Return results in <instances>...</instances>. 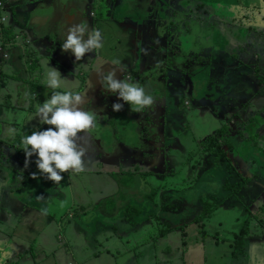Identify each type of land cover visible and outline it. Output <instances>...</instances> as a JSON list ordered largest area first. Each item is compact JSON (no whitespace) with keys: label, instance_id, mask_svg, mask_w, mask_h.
Listing matches in <instances>:
<instances>
[{"label":"rangeland","instance_id":"374dc122","mask_svg":"<svg viewBox=\"0 0 264 264\" xmlns=\"http://www.w3.org/2000/svg\"><path fill=\"white\" fill-rule=\"evenodd\" d=\"M52 3H57V0H48ZM90 3V0H86ZM159 1L161 4L168 0H152V2ZM206 2V1H205ZM204 4H200L196 10H194L196 13H199V15H202L203 12H205V9L203 10ZM192 8V7H190ZM189 10V7L188 9ZM34 12H30L27 15V18L25 19L26 22H29L33 18ZM141 16L147 15L151 17V14L149 9H143L142 13L138 12ZM0 16H5V13L0 9ZM22 14H20V17ZM22 18V17H21ZM139 18V17H138ZM140 19V18H139ZM9 20H6V23L8 25ZM225 27L226 24H223ZM88 26V29L91 31L92 27ZM180 28L185 29L183 27V23H180ZM162 26L157 30V33L161 31ZM225 32L228 33L227 28H224ZM68 31V30H67ZM189 31V30H187ZM232 31V29H231ZM14 32V37H16V31ZM156 32V31H154ZM192 33V32H191ZM232 36L228 33L229 43L227 44L226 51L222 52L219 50H213L210 55H212V59H215V63L212 67H208V70L205 73H209L210 71L214 73V75L218 78V86L215 87V91H212V96L214 98L216 97V101H210V96L204 93V90L201 89V82H198L195 78H192V73H195L193 71H186L185 76L187 81H185L182 77L180 80L175 81L172 77H170L169 73H166V75H161L157 68L153 67V64L150 66H143L145 74H149V71L152 72L149 80L146 84L153 85L155 83V86L147 91V88L142 85L145 88L146 93L152 95L155 98V104L159 107L160 111L164 114L163 123L161 126V133L164 134V138H166L167 141H169L167 144L164 143L163 146L159 147V152H162L163 154L158 156L159 161V168L160 170L158 173H156V170H154L155 175H149L146 177L147 183L149 186L145 188L144 190H140V188H137L136 184L140 183V178L142 176L137 177V179L131 175H128L126 177V184L127 188H123L121 192V197H117L114 205L112 204V201L110 202H103L101 203L102 206H94V191L100 189V187L97 185V176L96 173L88 174L84 172L80 173H62L63 174V180L61 181V186L59 187V190L63 195L56 192L55 195L58 196V200L60 201L59 206H56V203L51 202L45 203L42 201L43 208H49L50 211H54L56 215L55 222L56 224L60 221L62 223L61 227L67 228L68 226V219L72 221L73 216L76 219L81 212L86 213L89 218H97L99 220V217L105 216L107 219H113L117 226H120L119 221V215L121 213V210L118 208L120 206L121 208H128L130 210L131 203H137L140 208L142 206H145L148 204L149 211L153 214L152 219L150 221H147L146 223H139L138 221L131 224H126L127 226L130 225L131 230V237L133 238H143L140 236V231L144 225H149V233L152 234L153 231H155V237L154 239H150V246L151 247L154 243V246L157 249L156 255H158L161 258V252L159 251V248L162 245V242H165L167 237L169 236L170 240L173 241V239H176L177 236L173 237L174 231L178 234L179 241H183L181 238L183 236V231H188V228L196 229V227L202 226L206 229L207 223H211L210 227L217 230L215 234H221L223 232H228L234 229H241L239 233L236 236L237 242L239 243L240 238L245 236L246 233H256L257 235L264 236V230H260L264 226V222H262L260 219L256 221V223L248 216L245 215L243 212L246 211L248 208L253 211L257 212V209H254L252 204L260 203V198L256 197L253 198V196H256L257 192H253L249 195V198H252L249 200L250 204L246 201L247 192H248V186L245 185L243 179L244 176L247 175V171L245 172H239L237 171L243 170V166L245 164L240 163H246V165L249 167L250 171H255L258 168L263 169L264 174V141L262 143H259V135L255 133H249V139H242V140H236V145L238 149H241V151L246 155L248 154L247 158H240L236 163V160H232V158L236 159V155L233 153L235 151V146L232 148H229V158L228 163L225 162V160L221 159V163H223L221 166L219 165L220 162L215 161L214 155H209L206 153L204 155V159L208 160V165L200 161H194V166L191 165L192 168L194 167H202L203 169H206L208 166L209 169L215 170H225L221 175L222 183H217L211 181L209 191L206 192L205 195H202L198 198H195L194 200H200V203L197 207L195 203H189L191 200L190 194H193V191L195 189L200 188V184L204 181H202L204 178H201V176L198 175L195 177L193 176L191 179H188L185 175V165H183L185 162H187L189 150L192 148L193 153L189 155V157H192V160L189 162H192L194 159L197 158V156L200 154V152H197L196 149L201 148L200 141H206L207 137L215 138L216 136V128L219 127L220 129L226 128L228 125H230L231 128L234 130L237 129L242 122L241 120L245 121L252 117V110H254L257 114V117L261 119V116L259 113H264V81H262L259 78H256L254 76V66H244L243 62L251 56L253 58L257 57V55H260L264 57V49L262 50L261 54L259 53V45L258 41L260 37L257 38L256 42L252 44V46H249L250 43L247 42V48H245V51L242 52V56L237 54V57H239V61L232 62V51L236 45H238L237 36L239 34V40H243L245 38V35L249 32L246 30V26H240L234 28L233 32H231ZM162 35H164V32H161ZM186 35V33L183 34L181 38H183ZM191 36L189 33H187V37ZM152 37V41L157 43V45L160 47L164 43L161 40V42H158L155 37ZM160 36H156V38H159ZM161 38H163L161 36ZM51 38H49L47 41H50ZM55 43L54 46H52V49H49V54H44L37 56L36 58H33L36 62L34 65L28 64L25 58V66L23 69L24 74H17L16 78L12 80L10 84L7 85H14L13 87H16L17 81L20 78L27 79L30 74H38V71L41 70L40 76L41 80L46 84V78H47V72L48 67L58 69L61 76H65L68 74L72 77V73L75 70L77 72L78 70V63L79 61L75 60V57L70 52H63L61 50V46L64 43L61 37H59V34L55 32L54 39H52V43ZM245 42V43H246ZM182 43L176 44L177 50L182 52ZM183 45L193 47L190 42L183 41ZM37 46L36 44H32V47ZM149 46H152V49L155 48L153 44H150ZM261 46V45H260ZM41 48V51H44L46 48V44L44 42H40V45L38 46ZM51 48V47H49ZM253 53V55H252ZM2 56L6 57L7 54L5 52H2ZM246 57V59H245ZM73 59L75 61H73ZM236 59V58H235ZM234 59V60H235ZM71 62V66H69V62ZM243 60V61H242ZM41 61V62H40ZM194 62L196 60L194 59ZM83 62L80 63V68L84 73H80L79 75L84 76V78H80L77 73H75L74 78L76 81H78V84L75 86L74 80L71 79L72 83L70 84V87L67 86V83H65L64 87L60 89H51L48 86H45L43 88L42 93H45L44 95V101L49 99L51 95L53 94V91H60L61 89L65 90H71V91H78L81 88V84H79L82 80L86 81V77L88 75L87 70L89 69V61L88 63L83 64ZM195 65V64H194ZM198 65V64H196ZM143 68L141 69V72L143 71ZM247 68V69H246ZM241 70V71H239ZM156 71V72H155ZM178 72L185 71V68L182 66L177 70ZM246 71L244 76H241L240 72ZM209 73V75L211 74ZM87 74V75H86ZM190 74V75H189ZM194 75H199V72L197 70V73ZM190 77V78H188ZM32 79H35L33 77ZM257 79V80H256ZM164 82L162 85L163 94L165 96V102L163 98H160L157 96V92H159V87H161V82ZM233 82L235 83L233 88H223V84L228 85L229 83ZM20 83H23L22 80L19 81ZM207 82H204L205 85ZM237 83V84H236ZM47 85V84H46ZM200 85V86H199ZM75 86V87H74ZM220 86V87H219ZM68 87V89H67ZM164 88V89H163ZM11 89V88H10ZM8 89V92L10 91ZM29 91L33 92V89L30 86L28 87ZM11 94V92H10ZM31 95V94H30ZM42 95H39V98ZM206 96V97H205ZM12 98V95L9 96V98H5V101H1L0 98V120L3 118H6L8 115L7 106H10V113H11V106L15 109V103L16 100L13 98L12 105H9V100ZM42 100V99H40ZM43 100L41 101L43 104ZM122 101V100H120ZM186 101V103H185ZM13 110L14 113H18L17 110ZM33 108H27L20 110L17 114L19 117L15 118L13 122H18V125L26 126V129L23 130V136L25 135H31L33 131H44L47 130L49 127H54L45 124L42 127H39L36 123V117L35 112H30ZM12 112V115H16ZM152 114L151 109H145L143 112H134L131 110L130 105L125 103L123 110L119 112H112L111 115L113 118L111 119V115L107 117L104 116V120H99L97 118L96 127L94 129V133L91 135L87 134H81L78 140V143H80L83 147L87 149L86 157L91 160H96V162H99L101 160V155H107V150L113 152L111 153V156H117L119 154H114L117 152H121L122 158L123 155L126 154V150L129 151V148L135 147L138 143H141L142 138L146 137V134L148 133L147 130L144 131L141 129L144 117H150ZM237 114L238 116L232 117L230 122L228 121V125L225 124L227 121V118L231 115ZM13 119V118H12ZM112 122V123H111ZM233 124V127H232ZM234 125H236L234 128ZM252 126V125H251ZM244 130V132L248 131L249 127ZM112 130H115V134H110ZM253 131V130H251ZM261 133H264V129H259ZM242 132V129H241ZM227 134V131H226ZM22 134H19V138L16 139L17 142L15 144H9L4 145V162H6L7 166H11L13 169H17L18 172H21L25 175V180L22 182V189H19V194H23L25 196L31 195V190L34 191L35 189L41 188L42 185H44V181L42 179H37L38 181H35L31 177V172H28L27 169H29V165L33 163L34 160L37 159L35 154L28 158V164L25 166V153L23 151V145L21 142V146L19 149H15V145L18 144L20 141H22ZM101 135L104 138V144L101 145ZM21 139V140H19ZM116 139L118 143V147L113 151L114 147V140ZM120 141V142H118ZM197 143V145H196ZM259 144L262 146L260 147ZM221 145H224V143L221 142ZM13 148L14 150H5L7 148ZM225 147V146H224ZM134 149V148H133ZM182 152V154H181ZM248 152V153H247ZM13 154V158H9V155ZM120 154V155H121ZM186 154V155H185ZM250 157V158H249ZM164 159H169L168 165L164 164ZM228 165L229 167H235L234 170H230L229 168H225L224 166ZM260 167H259V166ZM5 166L4 170L2 167H0V170L3 174V184H1L0 188V194L2 195L0 198V206L2 207V212H9L10 215L14 213L13 208L16 206V199L14 196L17 194H13L12 191L7 192V189H5V181L8 179V169L9 167ZM216 168V169H214ZM227 170V171H226ZM37 176L39 174V170L36 167ZM16 173L14 175H16ZM234 173V175H233ZM98 179H102L104 177L105 179H110V172H108V175L106 172L98 173ZM115 174L113 173V176ZM217 175V174H216ZM230 175V176H226ZM28 176V178H27ZM42 176V175H40ZM144 176V175H143ZM205 176V175H202ZM219 177V175H217ZM220 178V177H219ZM44 180L50 181L47 178H43ZM132 179V180H131ZM40 180V181H39ZM103 180V179H102ZM98 180V181H102ZM228 180L230 183H227L225 185V181ZM202 181V182H201ZM206 181V180H205ZM106 182L105 180L103 181ZM246 182V181H245ZM69 183V184H68ZM74 183V185L72 184ZM34 184L36 186H34ZM68 184V185H67ZM77 184H81V186H78ZM98 186V187H97ZM237 186L240 188L238 191V194L232 195V191L238 190ZM136 188L137 192L131 193V189ZM155 188V189H154ZM15 189V188H13ZM84 189V191H83ZM16 190V189H15ZM152 190H155V193L152 192ZM225 191V192H224ZM66 192V193H65ZM67 192H71V194H68ZM230 193L231 196H229L230 199L227 201V199L221 201L223 198V194ZM97 194V193H96ZM95 194V195H96ZM241 194L242 197H241ZM253 195V196H251ZM118 196V194H117ZM221 197L219 200L218 197ZM240 198H235V197ZM13 198V199H12ZM129 198V203L124 204L125 200ZM232 199L237 201L236 204H233ZM241 199V200H240ZM240 200V201H239ZM56 201V202H59ZM239 201V202H238ZM65 202V206L64 203ZM247 203V204H246ZM118 204V206H116ZM186 204V207L184 205ZM246 204V206H245ZM62 205V208L60 209ZM129 205V206H127ZM0 207V208H1ZM7 210V211H6ZM60 212V213H59ZM129 212V211H128ZM175 212H178L180 214L178 219L181 220V222L178 224H183L184 227H177L174 217L162 221L163 218H165L167 215H173ZM186 212V213H185ZM84 214V215H86ZM239 215V222L237 226H234V223L231 219L232 215ZM241 214H244L245 216H248L242 220ZM254 216V215H253ZM188 218L186 222V218ZM217 217L220 218L221 222L216 223L215 220ZM88 218V219H89ZM9 219V215L5 213L0 219V226L2 228L5 227L4 232L11 234V232H7L6 229H10L11 226L15 221L16 218H14V222H11L10 226H5V223ZM11 219V218H10ZM13 219V215H12ZM87 219V220H88ZM189 220H195V223L190 226V223L188 224ZM90 221V220H89ZM92 224L89 225L90 227L96 226V225H102L103 222H96L92 220ZM70 222V221H69ZM163 222V223H162ZM215 222V223H214ZM162 223L163 225L168 228V230L174 229L172 232L168 231L167 233H162L164 226L161 227V232H158L156 229L157 224ZM214 225H213V224ZM115 224V225H116ZM152 224V226H151ZM71 228L73 229H79V232H77V241H80L83 243L84 248L93 250L99 248V244L95 241H99L98 239L101 238V235L97 236L96 239H94V236L96 233L93 234V236H84L86 233H81L80 226H76L74 222H70L69 224ZM204 225V226H203ZM206 225V226H205ZM263 225V226H261ZM58 226V225H57ZM125 226L124 223H122V227ZM59 227V226H58ZM103 227V225H102ZM153 227V229H152ZM195 227V228H193ZM15 229V228H14ZM13 229V230H14ZM47 230L53 229V225L49 224V226L46 228ZM107 228H103V231L105 232ZM124 229V228H123ZM129 229V228H127ZM178 229H181L180 231ZM243 229V230H242ZM60 230V227H59ZM213 230V229H212ZM13 232V231H12ZM171 232L170 234H168ZM83 234V235H82ZM144 234V233H143ZM142 234V235H143ZM159 234V235H158ZM205 236V235H204ZM103 237V236H102ZM115 237V236H114ZM161 239H158V238ZM116 238V237H115ZM80 239V240H79ZM132 242V241H131ZM159 244V245H158ZM182 244V242L180 243ZM195 244V243H194ZM49 246V244H47ZM119 245V244H118ZM121 246V245H119ZM144 246H147V243H144ZM176 244H172L170 246V258L176 260L177 249L175 248ZM139 246L138 248L140 249ZM244 248V246H243ZM180 249H183V247L180 245ZM154 250V249H153ZM155 251V250H154ZM188 252H186L187 254ZM176 254V255H175ZM3 255H0V258H2ZM161 261L158 259V262ZM4 262V261H3ZM69 264H73L72 262Z\"/></svg>","mask_w":264,"mask_h":264},{"label":"crops","instance_id":"0c3cea01","mask_svg":"<svg viewBox=\"0 0 264 264\" xmlns=\"http://www.w3.org/2000/svg\"><path fill=\"white\" fill-rule=\"evenodd\" d=\"M2 2L3 5L0 9L5 13L7 19L10 20L8 25L5 24L4 30H9L13 35L7 37L5 36L7 33H5L0 39V47L2 48L0 51V82L3 79H7L8 84L16 78L17 74H24L23 69L26 63L25 58L28 64H35L34 62L36 61L33 58L49 54V49H52L51 42L52 39H54L55 32H57L59 37H61L64 41L66 39L68 28L81 22L86 23V14L90 12L86 8L84 0H60L59 2L57 0V3L52 4L48 0H2ZM86 10L88 11L84 13ZM142 10L143 8H140L138 9V12L142 13ZM30 12H34L33 18L29 22H26L25 19ZM20 14H22V18L20 17ZM154 14L155 12L153 11L152 15ZM89 16L90 14H88V17ZM93 29H99L102 32L104 47L98 53H86L84 58L81 59L82 62L88 60L90 65L87 70L88 75L86 74V81L81 83V88L77 91V93H80L83 96V103L80 107L85 111L93 110L91 105H89L91 95L94 91H97L98 89L100 90L103 87L99 82L98 73L102 72L106 74L108 71L112 70V68H117L118 70L115 78L122 79L124 68L131 64L134 65L133 62L139 64L141 60L143 62L141 66L149 65L150 60L154 58L152 52H155V48L152 49V46H149L152 44V40H139V46V43H136L138 40H135L138 39L136 37V31L130 28L128 29V32H125L112 20H104L101 17H95ZM13 31L17 32V38L14 37ZM49 32H53L52 36H50ZM151 34L158 42H161V34L159 35V38H156V35L152 32ZM49 38H51V40L47 41ZM40 42H44L46 44L44 51H41V48L38 47ZM32 44H36L37 46L32 47ZM2 52H5L7 56H2ZM113 60H119L121 65H112L111 61ZM73 61L75 60L73 59ZM71 62L72 60H70L69 66H71ZM121 67L123 69L122 71L119 70ZM38 73L39 75L30 74L26 80L22 78L18 79V85L16 87H13L14 85H9L7 89H4V87L0 89L1 101H5L4 97L9 98L10 95H12V98L9 100V105H12L13 98L16 100L14 106L15 109L11 106L10 113V106H7L8 115L6 118L0 120V140L4 143V145L15 144L17 142L16 139L20 137L19 134H22V139L24 137L23 130L26 129V126L18 125V122H13L15 121L14 117H19L17 115L19 113V109L23 110L33 108L32 110L29 109V111L35 112L34 116L36 117L35 119L37 125L39 127L45 125L40 123L39 117H37V111L42 103L41 101H44L45 93L34 89L33 92H31L28 89L30 83L31 85L32 83L33 85H46L43 80H41V70L38 71ZM75 73L76 71L74 70L72 77L68 74L61 76L62 78H66L68 80L66 81L67 86L70 87V84L72 83L71 79L74 80L75 86L78 84V81L74 78ZM33 77H35V79H32ZM20 80H22L23 83H20ZM0 85L2 86V83H0ZM8 89H10L9 92ZM60 91H65V89L63 88ZM39 95L42 96L39 98ZM12 108L17 110L18 113H14ZM12 112L16 115H12ZM101 137L103 138V136ZM21 142L22 141L15 145V149L20 148ZM201 143L202 140L200 141V144ZM117 147L118 144L115 145V149ZM196 151H199V148H197ZM120 153L121 152L114 153L119 154L120 157L118 156V160L120 162H116L115 160L112 162L109 155H101V160L99 162L87 158L86 155L84 157V170L82 172H86L88 174L96 173V183L100 187V189L94 191V206L99 207L102 206L101 203H107L109 201H112V204L114 205L115 203L113 202H115L116 198L121 197L123 188H127L126 177L128 175H131V177L134 176L136 179L137 177L142 176L140 178V183L136 184L137 188H140V190H144L147 186H149L146 177L150 174L146 173L143 176V173L141 172L143 168L131 166V164L127 162V157L122 158V154L120 155ZM191 153H193L192 148L189 150V154L187 155V162L183 164L185 165L184 173L186 177L191 179L193 176L196 177L199 173L201 178H204L202 180L204 182L201 181L202 183L200 184V188L195 189L193 194H190L191 200L189 203L194 202L197 207L202 202L194 199L205 195L206 192L209 191L211 181L221 184L223 179H221L222 174L219 173H223L225 171L222 169L219 171L216 168H214L216 169L215 172L212 168H192L189 163L194 166L193 163L195 160L197 162H202L207 151L204 152V149L202 148V152L197 156V158L192 162H189L192 160V157H189ZM28 167V172L37 173L35 160ZM245 170L246 169L244 168L242 172ZM14 171L16 173L18 170L9 166L7 171L9 177L5 181L6 184H9V186L6 185L5 187L7 192L11 193L10 190H13L12 193L17 194L14 196L16 198L14 199L16 201V206L12 207L14 211L12 214L13 219L12 215H10L7 210V212H1L4 215L5 213L9 215V219L5 223V226H10V224H12L11 222H14V218H16V221L12 224L14 226H11L10 229H6L7 232H11V234L5 233V227L2 228V226H0V255H3L4 259L7 258L14 264H69L71 262L73 264H264V236L257 235V232L251 234L249 232L246 233L245 236L241 237L238 243L236 236L241 229H234L221 234H215L217 230L215 227H210L211 223H207V226L205 225L206 229L198 225L195 230L190 227L188 228V231H183L184 234L181 237L183 239V241H181L182 244H180L181 242L178 240V234L174 231L175 228L171 229L172 232L174 231L172 236H177V238L172 241L168 236L165 242H162V245L159 248V251L161 252L160 258L156 255L157 249L154 246V243L151 247H149V240L155 238L153 236L155 231H153L152 234L149 233V225H144L140 231V236L143 238L131 237L130 225H126L137 221L139 223H146L147 221H150L153 214L149 211L148 204L140 208L137 203H131L129 204L131 205L130 210L128 208H121L118 204H116V206H118L121 210L119 215L120 226H117L113 219H107L105 216L99 217L98 220L95 217L89 218L86 213H84L86 214L84 215L83 212H81L76 219L74 216L72 221L68 219L67 228L61 227L62 223L60 221L57 224L55 222L54 217H56L55 214L57 213L50 211L49 208H46L47 206L44 208L41 206L42 201L50 204L51 202H54L56 203V206H59V198L55 195L56 192L63 195V193L60 192L59 187H57L52 181L44 180L43 178H46L45 176L38 175L37 179H42L44 181V185L34 191L31 190V195H29V197L19 194L21 193L19 192V189H22L21 184L25 180V175L21 172L14 175ZM10 172L13 176L12 178L15 179L13 181H10L9 179ZM102 172H106L107 175L108 172H110V179L107 180L104 177H102L103 180L98 179L97 174ZM113 173L115 174L114 176ZM216 174L219 175L220 178ZM61 175L63 176V174ZM0 179H3L2 173L0 175ZM37 179L34 180L38 181ZM98 180L102 181L100 182ZM104 180L106 181L105 183L103 182ZM72 184L74 185V183ZM257 184H260V189H264V182H257ZM77 185L81 186V184ZM34 186L36 185L34 184ZM13 188L17 189V191ZM135 192H137L136 188L131 189V193ZM152 192L155 193V190H152ZM67 193L71 194V192ZM38 196L40 197L39 199L37 198ZM223 197L225 198L221 201L229 198V193L223 194ZM250 199L252 198H249L247 195L246 201L249 204ZM63 203V206H65V202ZM126 203H129V198L125 200L124 204ZM251 206H253L254 209H257L255 215L253 216L252 214H248L247 210L246 212L244 211V214L250 216L255 223L258 219L264 222V200H261L260 198V203L252 204ZM184 207H186V204ZM61 208L62 205L60 209ZM178 214L180 213L175 212L173 215H167L162 219V221L174 217L177 226L181 222V220L178 219ZM244 214H241L242 220L248 217ZM2 216L0 215V219ZM188 218L190 217L186 218V222ZM239 218L238 214L232 215L231 219L234 226L238 225ZM92 220L99 223L103 222V227L99 224L90 227L89 225L92 224ZM211 220H215L216 223L221 222L219 217ZM69 221L71 223L74 222L78 227L80 226V231H82L80 234L86 233L84 236H93V234L96 233L94 236V239H96L97 236L101 235V238L98 239L99 241H95L99 244V248L91 250L87 247V249H85L83 243L77 241V232H79V229H70L71 226L69 225ZM122 223H124L125 226L122 227ZM162 223H159L156 226L158 232L162 231V226H164L162 233L165 234L168 231H171L168 230L165 224L163 225ZM189 223L191 226L195 223V220H189L188 224ZM49 224L53 225V229H46ZM57 225L60 227V230ZM177 227H184V225L180 224ZM103 228H107L105 232L103 231ZM178 230L180 231L181 229ZM260 230H264V226L258 231ZM170 233L171 232L168 234ZM158 239L161 238L159 237ZM145 242L147 243V246H144ZM173 243L176 244L175 248L177 249L175 252L177 253L176 260L170 258V246ZM47 244H49V246ZM180 245L183 249H180ZM139 246L142 247L139 249ZM186 252L188 253L186 254ZM158 259L161 261L158 262Z\"/></svg>","mask_w":264,"mask_h":264},{"label":"flooded vegetation","instance_id":"af4514ba","mask_svg":"<svg viewBox=\"0 0 264 264\" xmlns=\"http://www.w3.org/2000/svg\"><path fill=\"white\" fill-rule=\"evenodd\" d=\"M85 1V6L86 8L90 11L88 12V14H90V16L88 17L87 15V20H86V24H88L89 26L92 27L93 29V22H94V18L95 17H101L104 20H112L114 23H116V25L120 26L121 29H123L125 32H128V29H133L134 31H136L138 29V26L133 22L137 16L138 13V9L143 8V9H149L150 12L155 11V9L159 8V1H156L155 4L154 2H152V0H90V3ZM203 1H207L209 4L212 3L214 4L215 7L219 6L218 8L219 10H221L220 13L225 14L227 18L226 21L222 22V17L214 18V24H216L219 28H224L223 24H226L227 26L225 28H227L228 33L231 35L234 30V28L236 27H240V26H246V30L249 32L248 34L245 35V38L243 40H239V34L238 35H234L237 36V41H238V45H236L232 51L233 57L232 62L235 63L234 61H239V57H237V54L239 52V54L242 56V52L245 51V48H247V42L250 43L249 46H252V44L254 42H256L257 38L260 37L258 44L259 45V53L261 54L262 50L264 49V0H203ZM222 3V5H221ZM212 4H210L212 6ZM90 7V8H89ZM99 9V13H97ZM88 10L84 11V13H86ZM95 11V15H94V11ZM211 10H213V8H211ZM11 16V15H10ZM140 16V14H139ZM154 15L151 14L150 16L147 15H142V23H140L141 26H145L146 28H148L149 32H152L154 35H156L157 33L154 32V27L155 25L157 26H162V20H158L155 21L153 18ZM7 16H0V39L2 38L3 34H4V28H5V23ZM183 23H184V27L185 30H189V21L187 18H183ZM10 21V20H9ZM169 21V20H168ZM167 21V22H168ZM232 29V31H231ZM165 29H161V31H164ZM232 36V35H231ZM137 37V34H136ZM162 41L167 42V39L165 38V36H162ZM230 39V37H229ZM138 40V39H135ZM247 40V42H246ZM246 42V43H245ZM136 43H139L140 46V41L138 40V42L136 41ZM191 47H187L186 45L182 46V52H180L183 56L189 58V59H195V65L193 66V72H195L194 74L197 73V70L199 72V75H195L196 80L198 82H201V89L204 90V93L210 96V101H216V97L214 98V96H212V91H215V87L218 86V78L214 75V73H212L209 75V73H205L208 70V67H212L213 64L215 63V59H212V55H210L212 52H207L206 54L201 53L200 56H195L194 52L191 50ZM1 51V50H0ZM237 53V54H236ZM202 55H206V56H202ZM253 55V53H252ZM236 58V59H235ZM235 59V60H234ZM246 59V57H245ZM243 61V60H242ZM80 63L82 62L81 60L79 61ZM80 63H78V70H77V75L80 78H84V76L79 75L80 73H84V71H82V69L80 68ZM88 63V60L84 61L83 64ZM142 60L139 62V64H136V62H133L134 65H129L126 68H124L123 70V78L122 79H127L128 77H131V82L133 83H139L141 86L144 85L147 88V91L152 89L155 86V83L153 85H149L146 84L149 80V77L151 74H145V70L143 68L142 65ZM89 64V63H88ZM152 64V62L150 61L149 65L146 66H150ZM198 64V65H196ZM244 66L246 67V65L248 66H254L255 70H254V76H256V78L258 77L259 79H261L262 81H264V57L263 55H257V57L253 58L251 56H249V58H247V60L245 62H243ZM143 68V71L141 72V69ZM247 69V68H246ZM241 71V70H239ZM246 71H242L240 72L241 76H244ZM23 79V78H22ZM26 80V79H24ZM257 80V79H256ZM12 82V81H11ZM204 82H207L205 85L203 84ZM0 83H2V86L0 85V89H2V87H4V89H7V84H8V80L7 79H3ZM83 83L82 80L79 84ZM163 81L161 82V87H159V92H157V96L160 98L164 99L165 102V96L163 94V90H162V85H163ZM237 84V83H236ZM235 85V83L233 84V82L231 81V83H229L228 85L223 84V88H233ZM220 87V86H219ZM164 89V88H163ZM102 96V98H101ZM205 96V97H206ZM114 103H122L125 104L123 101H120L117 98L116 94H112L107 92L103 87L97 91H94L91 95V101L90 104L91 108L97 112L98 116L97 118L100 120H104V116L106 115L107 117H109L111 115L112 112H115L112 110V105ZM186 103V101H185ZM151 112L152 114L150 115V117H144V121L142 124L141 129L146 131L147 130V134L145 138H142L141 143H138L135 147H131L129 148V151L126 150V154L127 155H123V158L127 157V162L129 164H131V166H136L138 168H143V170H141V172L143 173V175L147 174H154V170H156V173H158V171L160 170L159 168V161H158V156L163 154L162 152H159V147L163 146L164 143H162V141L164 140V142L167 144L169 141L166 140V138H164V134L162 135L161 133V126L163 123V119H164V114L160 111L159 107L154 104L151 108ZM234 116H238L237 114L235 115H231L230 117L227 118L226 121L229 120V122L231 121L230 119ZM255 121V125L251 124V118L247 119L246 122H249L252 126H254V130L256 129L258 133H261L259 131V129H264V113H261V119H259L257 117V114L254 113L253 116ZM111 119L113 118V116L111 115L110 117ZM112 123V122H111ZM228 125V123H227ZM261 125V126H260ZM236 125H234V128ZM233 127V124H232ZM236 130V129H235ZM235 130L233 128L230 127V125H228L227 130L226 128H222L220 129L219 127L216 128V136L215 138H213V136L211 137L213 139V141L215 142V144L222 142L224 143V145H221L219 150H225L226 153H223L222 156H220V153H211V152H207L209 155H214L215 161L220 162V166L223 164L221 163V159L225 160L226 163H228V158H229V147L226 145V143H228L229 141H227L228 139H234L235 136ZM227 131V134H226ZM115 130H112V132H110V134H115ZM102 136V135H101ZM210 138V137H207ZM114 140V147H113V151L115 150V145L118 144L116 139ZM264 141V137L260 138L259 143H262ZM120 142V141H118ZM203 143L204 141H202V145L201 148H199V151L197 152H202V148L203 147ZM104 144V138L101 137V145L103 146ZM163 144V145H162ZM4 143L0 140V167H2V169L4 170L5 166H7L6 162H4ZM225 146V147H224ZM237 146V145H236ZM134 148V149H133ZM198 148V147H197ZM264 148V147H263ZM5 150H9V152H11V150H14L13 148H7ZM205 152V150H204ZM113 153L109 150H107V156L109 155V157L112 159V162L115 160L116 162H120L118 159V156H111L110 154ZM121 154V153H120ZM122 156V155H121ZM14 155L10 154L9 158H13ZM120 157V156H119ZM15 158V157H14ZM168 161L169 159H164V164L168 165ZM203 163H205L206 165H208L207 162H209L208 160H202ZM9 167V166H7ZM225 168H229L230 170H234L235 167H229L228 165L224 166ZM208 168V166L206 167ZM154 169V170H153ZM225 171V170H224ZM227 171V170H226ZM245 171H247V175L244 176V183L246 186H248V192L247 195L249 196L251 193L253 192H257L256 196H253V198L259 197L261 198V200H264V189H260V184L258 183H262L264 182V178H262L261 176H259V174L257 173V170L255 171H250L248 169H246ZM243 171V172H245ZM1 172V170H0ZM241 173V171H237L236 173ZM15 174V171H14ZM1 175V173H0ZM234 175V173H233ZM226 176H230V175H226ZM13 176L11 175L10 172V181L15 180L14 178H12ZM3 180V179H2ZM2 180L0 179L1 183H0V188H1V184H3ZM257 180V181H256ZM246 181V182H245ZM227 183H230V181L226 180L225 181V185ZM4 187H6V185L9 186V184H6V182L4 183ZM238 190H234L232 191V195L234 194H238L239 191V187L237 186ZM17 191V189H16ZM243 194H241L242 197ZM1 194H0V198H1ZM229 196H231V194L229 193ZM219 200H221L219 196H217ZM235 198H240V197H235ZM230 199H228L229 201ZM241 200V199H240ZM239 200V201H240ZM233 204H236L237 201H235L234 199H232ZM238 201V202H239ZM230 202V201H229ZM1 207V206H0ZM2 209V207L0 208ZM246 212V211H245ZM248 214H252L255 215L256 212L251 211L249 208L247 209ZM244 213V212H243ZM0 215L2 216L3 213L0 211ZM3 230V229H1ZM3 264H11L13 262H10L9 259L5 258L3 260Z\"/></svg>","mask_w":264,"mask_h":264},{"label":"clouds","instance_id":"9594fccd","mask_svg":"<svg viewBox=\"0 0 264 264\" xmlns=\"http://www.w3.org/2000/svg\"><path fill=\"white\" fill-rule=\"evenodd\" d=\"M1 7V6H0ZM104 47L103 35L99 29H88L85 22L74 24L68 28L66 39L61 46L63 52H70L76 61L84 58L86 53H98ZM112 65L120 66L119 60L111 61ZM46 84L51 89L64 87L66 78H62L58 69L48 67ZM117 68H112L106 74L98 73L99 82L103 88L116 94L119 100L130 105L134 112H143L155 104V98L146 93L139 83L127 79H116ZM119 70H123L122 67ZM83 96L80 93L65 90L53 91L51 97L40 104L37 117L40 123L49 127L44 131H33L22 140L25 153V166L28 158L34 154L35 164L39 174L52 181L57 187L61 186L62 173H80L84 170V157L87 149L78 143L81 134L91 135L96 127L97 112L83 110L80 105ZM124 104L114 103L112 110H123ZM37 179V173L31 174ZM40 198L39 196L37 197ZM0 264L3 259L0 258Z\"/></svg>","mask_w":264,"mask_h":264},{"label":"water","instance_id":"95a60500","mask_svg":"<svg viewBox=\"0 0 264 264\" xmlns=\"http://www.w3.org/2000/svg\"><path fill=\"white\" fill-rule=\"evenodd\" d=\"M59 1L60 0H58V2ZM200 4H204L202 9L203 10L205 9V12H203L202 15H199V13H196L194 11ZM188 7L189 10H187ZM211 8H212L211 5L207 1L205 2L203 0H168L163 2L162 4L161 3L159 4V8L155 9L154 11L155 14L153 18L155 21L161 19L162 29L165 30L159 31V33H157V30L160 28V26H157L158 25L157 24L154 27V31H156L157 33L156 36H159L161 32H164V35L161 34V36H165L166 39L168 36L169 40H167V42L163 41L164 44L160 47L157 45V43L152 42V44L156 46L155 52H152L154 58L150 60L154 68L159 69L160 67L164 66L166 64L167 58L171 57L173 60V61L171 60L173 66L171 72L169 73L170 77L175 79V81L176 79L180 80L181 77L185 81H187L185 72L193 71L194 70L193 66L195 62L194 59H189L183 56L179 52L176 53L175 52V49H177L176 44L178 43L183 44V41L190 42V44L193 46L191 47L190 51L192 50L195 56H200L201 53L206 54L207 52H212L213 50L216 49L222 52L226 51L227 44L229 43L228 33L225 32L224 29L225 26L224 28H219L216 24H214L213 19L214 18L218 19L219 17H222L223 18L222 22H223L226 21L225 18L227 17L225 14L217 13L215 10H211ZM87 15L88 13L86 14V16ZM183 18H187L189 21V31H186L184 28L183 29L180 28V23L181 22L183 23L184 21ZM133 20H134L133 22L138 26V29L135 32L137 34L138 40L140 41H145V39L152 40L151 32H149L145 26L140 25V23L143 22L141 15L139 16V14H137L136 18ZM183 27H184V23H183ZM184 33H186V35L183 38H181ZM187 33H189V35L191 36L187 37ZM49 34L50 36H52L53 32H49ZM54 45L55 43L53 42L51 44V47ZM180 55L181 58L179 57ZM202 56H206V55H202ZM180 66H183L185 68V71L178 72L177 70L180 68ZM151 73L152 72L149 71V74ZM192 78H195L194 73H192ZM241 125L242 124L240 123L239 126ZM253 133L259 135V138L264 137V133H258L256 129L253 131ZM259 146L262 147L260 144ZM233 153L236 155V159L232 157L231 159L233 161L236 160V163L238 161H241L239 160L240 158L241 159L247 158L248 156V154L245 155L241 151V149H238V147ZM240 164H245L243 166V169L245 168L250 170L249 167L246 165V163H240ZM257 173L259 174V176L264 178L262 168H258ZM2 259L4 260V257H2Z\"/></svg>","mask_w":264,"mask_h":264},{"label":"trees","instance_id":"16d2710c","mask_svg":"<svg viewBox=\"0 0 264 264\" xmlns=\"http://www.w3.org/2000/svg\"><path fill=\"white\" fill-rule=\"evenodd\" d=\"M210 4H212V3H210ZM221 5H222V3H221ZM212 8H213V10H215L217 13H220L221 12V10H219L218 8L220 7V5L219 6H217V7H215L214 6V4H212V6H211ZM97 13H99V9H98V11H97ZM5 33H7L5 36H13L12 35V33L9 31V30H4V34ZM167 36V35H166ZM167 40H169L168 39V36H167ZM176 42V41H175ZM181 46H183V44L181 45ZM173 51V50H172ZM174 52V51H173ZM175 52L177 53V52H179L180 53V51L179 50H177V49H175ZM180 58H181V55L179 56ZM171 60H172V58L171 57H168L167 58V60H166V64L164 65V66H162V67H160L158 70H159V72H160V74L161 75H166V73H170L171 72V70H172V66H173V64L171 63ZM173 61V60H172ZM35 63V62H34ZM34 65V64H33ZM181 67V66H180ZM183 67V66H182ZM184 68V67H183ZM187 70V69H186ZM190 75V74H189ZM192 76V75H191ZM45 86L46 85H38V84H34L33 85V83H32V85H31V88L32 89H34V90H37V91H42L43 90V88H45ZM252 112V114H254V110H252L251 111ZM259 115L261 116V113H259ZM253 116V115H252ZM251 119V124L252 125H255L254 123H255V121L256 120H254V118L253 117H250ZM261 120H262V118H261ZM229 121V120H228ZM228 121L225 123V124H227L228 123ZM241 126H239L236 130H235V136H234V139H228L227 141H229L228 143H226V145L229 147V148H232L233 146H235L236 145V140H242V139H249V133H252L253 131H254V126H251V124L249 123V122H245V121H243L242 120V122H241ZM244 125V126H243ZM263 125V124H262ZM248 126H251V127H249V129H248V131H246V132H244V130H246V128L248 127ZM256 126V125H255ZM261 126V125H260ZM241 129H242V132H241ZM251 130H253V131H251ZM259 140H260V138H259ZM220 146H221V142H219V143H217V144H215V142L213 141V139L210 137V138H207V140L203 143V147H204V150L205 151H207V152H211V153H213V154H215V153H220V156H222V154L223 153H226V151L225 150H219V148H220ZM237 149V146L235 147V150ZM243 230V229H242ZM11 264H14V263H11Z\"/></svg>","mask_w":264,"mask_h":264},{"label":"built area","instance_id":"2783aa9c","mask_svg":"<svg viewBox=\"0 0 264 264\" xmlns=\"http://www.w3.org/2000/svg\"><path fill=\"white\" fill-rule=\"evenodd\" d=\"M3 5V2H2V0H0V6H2ZM0 50H2V48L0 47Z\"/></svg>","mask_w":264,"mask_h":264}]
</instances>
